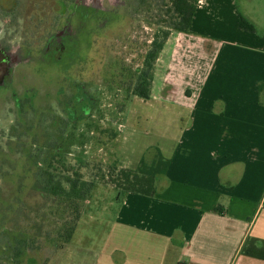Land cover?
<instances>
[{"label": "crops", "instance_id": "0c3cea01", "mask_svg": "<svg viewBox=\"0 0 264 264\" xmlns=\"http://www.w3.org/2000/svg\"><path fill=\"white\" fill-rule=\"evenodd\" d=\"M127 105L113 163L134 170L158 148L167 172L154 196L117 192L95 246L73 236L47 264H264V0H198L149 100Z\"/></svg>", "mask_w": 264, "mask_h": 264}, {"label": "rangeland", "instance_id": "374dc122", "mask_svg": "<svg viewBox=\"0 0 264 264\" xmlns=\"http://www.w3.org/2000/svg\"><path fill=\"white\" fill-rule=\"evenodd\" d=\"M17 1L0 0V264H42L51 242L25 253L20 243L39 229L37 155L66 151V165L94 181L74 240L95 246L117 196L109 176L131 98L126 70L141 67L159 27L146 20L157 9L136 12V0ZM53 227L45 222L42 236Z\"/></svg>", "mask_w": 264, "mask_h": 264}, {"label": "trees", "instance_id": "16d2710c", "mask_svg": "<svg viewBox=\"0 0 264 264\" xmlns=\"http://www.w3.org/2000/svg\"><path fill=\"white\" fill-rule=\"evenodd\" d=\"M136 1L137 7L134 9L136 12L149 14L151 8L157 9L146 20L150 26L159 28L148 45L144 43L148 50L139 55V59L142 60L141 67L134 72L131 69L126 70L131 75L127 91L130 92L131 97L149 100L155 61L171 32H189L198 0ZM243 23L244 20L241 18L239 24L241 29L254 31L251 25L245 26ZM126 71L122 70V72ZM65 152L44 147L37 155L38 168L34 188L39 191L41 198L35 209L36 224L39 229L36 236L24 237L20 243L21 252L25 253L31 247L34 248L31 249L33 251L41 249V244L39 247H34L36 242L41 243L40 239L51 242L54 248L53 254L42 264H47L55 253L71 243L82 215L83 203L94 186V181H84L79 171L73 169L71 165H66ZM149 152L141 158L134 170L120 169L117 164L112 165L109 182L119 195L128 193L142 196L155 195L156 180L159 176L165 175L170 162L162 156L158 148H153ZM45 222L48 225L50 222L53 223L54 227L50 231L51 234L46 232L42 236L40 227ZM8 264H21V261L16 260V263Z\"/></svg>", "mask_w": 264, "mask_h": 264}, {"label": "flooded vegetation", "instance_id": "af4514ba", "mask_svg": "<svg viewBox=\"0 0 264 264\" xmlns=\"http://www.w3.org/2000/svg\"><path fill=\"white\" fill-rule=\"evenodd\" d=\"M1 1H2V0H1ZM17 2H18V1L16 0V4H17ZM0 3H1V2H0ZM1 6H2V5H1ZM2 7H3V6H2ZM3 78H4V77H3ZM3 78H2V79H3ZM1 82H2V81H1Z\"/></svg>", "mask_w": 264, "mask_h": 264}]
</instances>
